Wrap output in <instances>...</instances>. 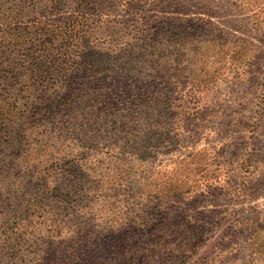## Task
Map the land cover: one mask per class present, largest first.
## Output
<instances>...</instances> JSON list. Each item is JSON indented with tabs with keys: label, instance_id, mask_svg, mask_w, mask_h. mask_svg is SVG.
Returning <instances> with one entry per match:
<instances>
[{
	"label": "rangeland",
	"instance_id": "374dc122",
	"mask_svg": "<svg viewBox=\"0 0 264 264\" xmlns=\"http://www.w3.org/2000/svg\"><path fill=\"white\" fill-rule=\"evenodd\" d=\"M59 5L0 0L23 41L90 17L52 43L57 108L23 105L0 36V264H264V0Z\"/></svg>",
	"mask_w": 264,
	"mask_h": 264
},
{
	"label": "trees",
	"instance_id": "16d2710c",
	"mask_svg": "<svg viewBox=\"0 0 264 264\" xmlns=\"http://www.w3.org/2000/svg\"><path fill=\"white\" fill-rule=\"evenodd\" d=\"M42 1L50 9H57L62 0ZM28 12L30 14L31 11ZM19 13H22V11H0L1 40L8 41L9 36H11L13 42L10 43H15L17 47L15 51L19 56L17 68H11L13 70L11 72L15 74L11 78L19 84H24V87H20L21 89H19V92L26 93L28 97L23 105H29L30 102L28 101L31 99L35 102V105H43L48 109L60 107L64 103V95L68 91H73L71 89L76 84V69L70 71L73 67V59L57 52L54 53L52 43L56 39H61L62 43H69V40L73 37L71 32L76 31L78 24L85 22L84 20L90 19V17L89 15H81L65 21H54L51 18H45L46 16L44 15H39L40 18L34 17L36 19L33 25L36 29L34 35H29L27 41L24 38V42L22 38L24 37L25 33L23 31L25 30L22 31V34L18 31L21 27H18L19 25L14 16ZM81 19L82 21H80ZM9 24H14L15 26L13 34L11 35L4 30V27ZM26 48L27 52L22 54ZM8 50L6 48L0 49V72L4 76V81L7 80V74L5 73V65L7 62H5V59L9 55H5ZM27 71L29 72L24 74Z\"/></svg>",
	"mask_w": 264,
	"mask_h": 264
}]
</instances>
